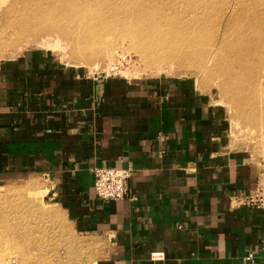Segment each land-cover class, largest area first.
Listing matches in <instances>:
<instances>
[{
  "label": "crops",
  "instance_id": "obj_1",
  "mask_svg": "<svg viewBox=\"0 0 264 264\" xmlns=\"http://www.w3.org/2000/svg\"><path fill=\"white\" fill-rule=\"evenodd\" d=\"M111 166L130 171L120 200L94 193ZM260 175L188 77L89 75L40 50L0 62V183L46 177L96 264H262L264 203L239 199Z\"/></svg>",
  "mask_w": 264,
  "mask_h": 264
},
{
  "label": "rangeland",
  "instance_id": "obj_2",
  "mask_svg": "<svg viewBox=\"0 0 264 264\" xmlns=\"http://www.w3.org/2000/svg\"><path fill=\"white\" fill-rule=\"evenodd\" d=\"M61 2L0 0V62L40 50L89 75L192 79L223 108L232 144L260 163L264 196V0ZM66 7L85 9V23L63 20ZM243 35L259 44L247 50ZM52 189L38 176L0 183V264H96L97 242L72 229Z\"/></svg>",
  "mask_w": 264,
  "mask_h": 264
},
{
  "label": "built area",
  "instance_id": "obj_3",
  "mask_svg": "<svg viewBox=\"0 0 264 264\" xmlns=\"http://www.w3.org/2000/svg\"><path fill=\"white\" fill-rule=\"evenodd\" d=\"M93 189L95 195L102 200H120L128 196L129 190L127 181L130 177L129 169L119 167H95L93 168ZM240 200L260 206L264 203V196L261 193L249 197H241ZM252 254L247 258L251 259ZM161 253H152L151 259H160ZM264 264V257L263 262Z\"/></svg>",
  "mask_w": 264,
  "mask_h": 264
},
{
  "label": "bare ground",
  "instance_id": "obj_4",
  "mask_svg": "<svg viewBox=\"0 0 264 264\" xmlns=\"http://www.w3.org/2000/svg\"><path fill=\"white\" fill-rule=\"evenodd\" d=\"M73 0H71V2H72ZM41 2V1H40ZM46 2V1H45ZM71 2H69V0H62V4H64V5H67L68 7L69 6H72V8H74V6H77L76 5V3H75V5L73 6L72 4H74V3H72V4H70ZM44 3V2H43ZM47 3V2H46ZM31 4V3H30ZM79 4V3H78ZM27 5V4H26ZM81 5V4H80ZM85 5H87V4H85ZM82 6H84V5H82ZM81 6V7H82ZM59 7H60V5H59ZM90 7V6H89ZM30 8H31V6H30ZM56 8V7H55ZM72 8H71V10H72ZM80 8V7H79ZM79 8H77L76 7V9L75 10H73L72 12H70L71 10H67V7L66 8H60L59 10H62V12L61 13H59V14H63V20H64V18H71V17H73V16H79V14L81 15L82 13H84V11H85V9H87V6L85 7V9H84V7L82 8V10L84 9V11L82 12V11H80L81 10V8H80V10H79ZM32 9V8H31ZM90 9V8H89ZM42 10V9H41ZM52 9H50V11H51ZM76 10H79L80 11V13H77V11ZM88 10V9H87ZM26 12V11H25ZM33 12V11H32ZM43 12H44V10H43ZM49 12V11H48ZM54 12V11H53ZM46 13V12H45ZM44 13V14H45ZM51 13V12H50ZM74 13H75V15H74ZM77 13V14H76ZM86 13V12H85ZM89 13V12H88ZM92 13V12H91ZM90 13V14H91ZM25 14H27V12L25 13ZM29 14V13H28ZM33 14V13H32ZM89 14V16H90V18L92 17L93 18V16L95 15H93V16H91ZM24 15V14H23ZM17 16H20L19 14L17 15ZM34 17H35V15H33ZM32 16V17H33ZM58 16V15H57ZM102 16H103V14H102ZM106 16V15H105ZM31 17V16H30ZM43 17H44V15H43ZM48 17H49V15H48ZM51 17H52V15H51ZM56 17V16H55ZM81 17H82V19L80 18V21H83V23H85V21H84V19L87 17L85 14H82L81 15ZM104 17V16H103ZM24 18V17H23ZM26 18H27V15H26ZM25 18V19H26ZM40 18V17H39ZM42 18V17H41ZM54 18V17H53ZM24 19V20H25ZM34 19V18H33ZM36 19H38V18H36ZM31 20V19H30ZM40 20V19H39ZM42 20V19H41ZM61 20V19H60ZM86 20V19H85ZM34 21V20H33ZM79 21V20H78ZM91 21V20H90ZM23 23H24V21H23ZM32 23V22H31ZM58 23V22H57ZM88 23V22H87ZM90 23V22H89ZM235 25V24H234ZM83 26V25H82ZM237 26V25H236ZM249 26V25H248ZM231 27V26H230ZM234 27V26H233ZM228 29H230V28H227V30L225 31V33H229L230 31L228 30ZM244 29H245V25H238L237 27H235L234 28V32H236V33H238V34H241V33H243L244 32ZM231 30V29H230ZM225 33L223 34V38H222V40L224 39V37H225V39L222 41V45H221V47H226L225 48V50L226 49H228L229 47H227V46H230V45H232L230 42L233 40V39H229L228 40V37H226L225 36ZM228 35H230V34H228ZM243 37V39L241 38V40L239 39V45H241V46H244V45H247L246 46V48H247V50H249V49H251L250 47H255V46H253V43L251 42V41H253V40H250L249 38H248V36H245V35H243L242 36ZM187 38V37H186ZM250 42H251V44H250ZM254 43H256V44H259V43H257V42H255V41H253ZM246 51V50H245ZM244 51V52H245ZM247 52V51H246ZM258 53V52H257ZM260 54V53H259ZM259 54H257V55H259ZM262 54V53H261ZM253 55H256V54H253ZM261 56H263V55H261ZM253 57V56H252ZM241 61V60H240ZM260 61V60H259ZM235 62H238L239 63V60H236ZM258 62V61H257ZM255 76V75H254ZM254 78V77H253ZM255 79V78H254ZM252 83V82H251ZM257 84V83H256ZM251 86V85H250ZM240 91H242V90H240ZM31 195H35V194H33L32 192H31ZM44 207V209H47V207L46 206H43ZM25 208V207H24ZM24 208H22V209H24ZM21 209V210H22ZM89 245V244H88Z\"/></svg>",
  "mask_w": 264,
  "mask_h": 264
}]
</instances>
